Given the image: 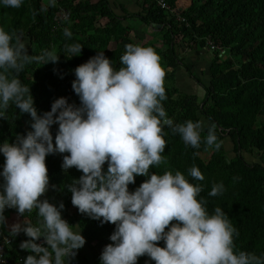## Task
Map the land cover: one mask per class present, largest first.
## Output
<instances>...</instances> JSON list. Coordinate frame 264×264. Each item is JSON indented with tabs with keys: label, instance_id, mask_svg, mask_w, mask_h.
<instances>
[{
	"label": "clouds",
	"instance_id": "obj_1",
	"mask_svg": "<svg viewBox=\"0 0 264 264\" xmlns=\"http://www.w3.org/2000/svg\"><path fill=\"white\" fill-rule=\"evenodd\" d=\"M23 2L0 0L5 8L14 9ZM50 3L55 6V0ZM63 34L72 38L69 28ZM82 48L79 43L67 44L64 53L71 59L80 55ZM33 62L58 63L59 55L54 50L29 55L20 35L0 28V118L6 119L8 109L15 105L33 120V131L0 146L5 157L0 172V225L6 224V208H14L22 216L35 210L39 218L36 226H11L10 235L23 231L30 238L21 243V249L36 254L28 255L24 264H70L86 243L81 231L74 230L77 225L62 218L63 203L57 207L41 199L50 187L46 159L56 153H67L62 163L65 171L74 167L82 172L69 186L72 205L82 215L116 226L110 236L113 243L101 254V264H138L143 256L155 264H264V254L236 251L237 229L221 207L209 214L207 201L199 199L201 185L191 183L180 171L162 175L151 171L167 162L163 155L165 126L195 149L200 148L202 139L209 149L219 150L222 143L215 124L202 138L203 121L175 124L168 118L162 105L167 99L166 71L153 48L126 45L119 70L99 52L75 69L72 88L81 106L61 97L42 116L30 88L18 78ZM54 124L59 125L55 141ZM188 174L197 181L205 179L196 166L190 167ZM137 176L148 179L130 191ZM224 191L223 183L214 184L209 196ZM41 238L47 247L35 242ZM160 241L166 246L160 247Z\"/></svg>",
	"mask_w": 264,
	"mask_h": 264
},
{
	"label": "trees",
	"instance_id": "obj_2",
	"mask_svg": "<svg viewBox=\"0 0 264 264\" xmlns=\"http://www.w3.org/2000/svg\"><path fill=\"white\" fill-rule=\"evenodd\" d=\"M111 1L55 0L52 6L50 0H24L19 9L5 8L0 3V28L20 35L29 55L39 56L52 50L59 55L58 63L33 62L19 73L21 83L31 90L38 114L42 116L50 111L52 103L61 97L67 98L69 104L81 106L72 88L75 69L99 52H104L119 70L123 66L120 58L126 45L153 48L161 57L165 80L170 82L165 85L167 99L162 101L168 118L175 124L187 120L208 121L202 138L207 135L208 127L215 124V134L222 143L219 150L209 149L202 139L200 148L195 149L186 146L179 134L173 135L165 126L167 147L163 155L167 162L151 171L161 175L165 171L173 174L180 171L191 183L201 185L203 191L199 199L207 201L205 207L209 214L221 207L237 229L236 251L264 254V0H163L170 9L163 8L160 0H136L142 10L130 12L121 4L124 15L117 13ZM43 8L47 11H42ZM134 18L143 27L130 24L129 20ZM65 28L72 32L71 39L64 36ZM137 28L143 30L144 35L137 34ZM132 37H137L139 42ZM209 41L214 42L216 49H210ZM73 43L81 44L82 52L68 59L64 47ZM182 44L185 48L205 49L213 54L209 81L205 83L195 76L206 91L202 101L196 94L172 84L177 68L184 64ZM32 123L30 114L12 105L6 119L0 118V146L5 142L15 143L18 135L26 136L33 131ZM58 128V124L51 128L54 141ZM227 138L233 142V154L226 148ZM64 155L67 153L48 155L50 187L41 199L57 207L63 203L62 218L70 225H77L74 230L80 229L85 237L89 254L85 253V246L78 250V264H89L90 260L92 264H101V254L106 245L113 243L110 236L116 226L82 215L72 205L69 186L82 172L74 167L65 171L62 168ZM248 155L256 156V161L248 159ZM4 162L5 157L0 152V172ZM192 166L201 170L203 181L189 176L188 169ZM107 167L106 163L105 171ZM146 179L148 177L137 176L129 190L134 192ZM219 183L225 187L223 194L209 196L213 185ZM4 215L6 224L0 225V238L3 235L11 238L6 247L8 257L36 255L21 249V243L30 239L23 231L10 235L14 224L22 228L27 223L36 226L39 219L36 211L22 216L16 209L6 208ZM40 240L35 242L47 247L45 241L40 243ZM159 246L165 247V242L160 241ZM72 262L73 259L70 264ZM138 264H155V261L143 256Z\"/></svg>",
	"mask_w": 264,
	"mask_h": 264
},
{
	"label": "crops",
	"instance_id": "obj_3",
	"mask_svg": "<svg viewBox=\"0 0 264 264\" xmlns=\"http://www.w3.org/2000/svg\"><path fill=\"white\" fill-rule=\"evenodd\" d=\"M114 2H116L118 4L117 5L113 4ZM111 3H112L113 8L117 11V13L119 15L125 14L120 8L121 4L124 5V7L127 8L128 11H130V12H139L142 10L141 5L139 3H137L136 0H112ZM134 19H137V18H134ZM136 33L139 35H144L143 30H141L140 28H137ZM182 51L183 50L181 49V52ZM204 53H207V50H205V49H203L201 51H199L197 49H192L190 51L184 50L181 53V57L184 58L186 54H187V56L190 54L191 60H193V62H195L196 60L199 59L200 60V65H199L200 66V68H199L200 74L196 75V77H199L205 83H207L209 81V78H210L209 66H210L211 60L209 58H207L204 55ZM191 73L194 74V71L191 72L188 70V68H186V66L184 64H180V66L177 68V75H176L178 87L181 88V86H180L181 81H183L185 84H193V85H195L196 83H199L197 78H195V76H193ZM203 123L208 124V121L203 120ZM75 230L80 231V229H75ZM81 235H82V232H81ZM84 246H85V251H86L85 253L88 255L89 254V251H87L88 246L87 245H84ZM89 264H92L91 260L89 261Z\"/></svg>",
	"mask_w": 264,
	"mask_h": 264
},
{
	"label": "rangeland",
	"instance_id": "obj_4",
	"mask_svg": "<svg viewBox=\"0 0 264 264\" xmlns=\"http://www.w3.org/2000/svg\"><path fill=\"white\" fill-rule=\"evenodd\" d=\"M129 21H130L129 22L130 24H132V25H134L136 27H143L142 23L139 20H137V19H132V20H129ZM132 38L135 39L137 42H139V39H137V37H132ZM25 45H27V44H25ZM181 46L184 48L185 51L192 50L191 48H185V46L183 44ZM199 51H201V50H199ZM204 55L211 60L213 54L210 51L209 52L207 51V53H204ZM184 58H185L184 59V65L186 66V68H189L191 72L194 71V74H192V73L191 74L193 76L199 75L200 74V71H199L200 60L198 59L195 62H193V60H191L190 54L188 56L186 54ZM166 84L170 85V82L169 81L166 82V80H165V85ZM172 84L176 85L178 87L177 79ZM180 86H181V88L179 87V89H181L182 91L187 92V93H191V94H196L198 96V98H199V101H202V99L205 96V92H206L205 88L200 83H196L195 85H193V84H185L183 81H181V85ZM206 125L207 124H204V128L206 127ZM225 140H226L225 141L226 148L228 150H230L231 153H232L233 142L229 138H227ZM247 157H248V159L254 160V161H256V159H257L256 156H253V155H248ZM18 223H20V222H18ZM79 250H81V249H79Z\"/></svg>",
	"mask_w": 264,
	"mask_h": 264
},
{
	"label": "built area",
	"instance_id": "obj_5",
	"mask_svg": "<svg viewBox=\"0 0 264 264\" xmlns=\"http://www.w3.org/2000/svg\"><path fill=\"white\" fill-rule=\"evenodd\" d=\"M159 4L163 8H168L170 9V6L164 2L163 0L159 1ZM67 17V14L65 15ZM209 46L210 49H216V46L213 41H209ZM11 242V238L9 236L3 235L2 238H0V264H24L26 258L24 256H20L16 259L9 258L7 253H6V247L7 245ZM40 243H43L44 240H40ZM78 255V254H77ZM77 255L73 258V264H78L79 261L77 259Z\"/></svg>",
	"mask_w": 264,
	"mask_h": 264
}]
</instances>
